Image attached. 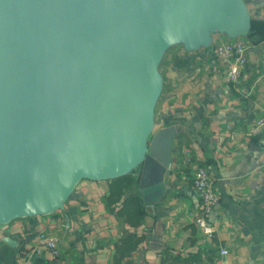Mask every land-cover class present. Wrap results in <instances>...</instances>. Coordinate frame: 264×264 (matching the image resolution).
Masks as SVG:
<instances>
[{
	"label": "water",
	"instance_id": "95a60500",
	"mask_svg": "<svg viewBox=\"0 0 264 264\" xmlns=\"http://www.w3.org/2000/svg\"><path fill=\"white\" fill-rule=\"evenodd\" d=\"M254 19L245 0H0V227L131 173L154 209L184 132L156 127L166 53L247 37Z\"/></svg>",
	"mask_w": 264,
	"mask_h": 264
},
{
	"label": "crops",
	"instance_id": "0c3cea01",
	"mask_svg": "<svg viewBox=\"0 0 264 264\" xmlns=\"http://www.w3.org/2000/svg\"><path fill=\"white\" fill-rule=\"evenodd\" d=\"M245 1L264 20V0ZM253 40L233 82L207 68L213 46L166 53L156 127L181 124L184 132L173 142L166 195L154 209L143 203L141 225L109 210V180L84 179L65 209L0 227V264H264V128L253 129L264 118V39ZM201 166L221 196L208 216L213 236L196 220L201 202L192 181ZM44 231L62 236L58 256L39 244Z\"/></svg>",
	"mask_w": 264,
	"mask_h": 264
},
{
	"label": "built area",
	"instance_id": "2783aa9c",
	"mask_svg": "<svg viewBox=\"0 0 264 264\" xmlns=\"http://www.w3.org/2000/svg\"><path fill=\"white\" fill-rule=\"evenodd\" d=\"M213 53L207 60V68L211 72H222L228 82L237 81L245 66L248 63V53L251 42L248 37L229 38L226 35L218 34L213 40ZM264 128V118L257 120L253 126L258 132ZM193 188L196 191L201 208L199 217L196 219L204 231L213 236L214 229L209 226L208 216H210L219 204L221 196L214 186V179L209 168L199 167L193 176ZM62 236L57 233L41 232L39 234V244L48 249L53 256L61 253ZM222 255L227 254V250H222ZM200 264V263H196Z\"/></svg>",
	"mask_w": 264,
	"mask_h": 264
},
{
	"label": "trees",
	"instance_id": "16d2710c",
	"mask_svg": "<svg viewBox=\"0 0 264 264\" xmlns=\"http://www.w3.org/2000/svg\"><path fill=\"white\" fill-rule=\"evenodd\" d=\"M249 39H264V20L254 19ZM253 40V42H254ZM110 181V191L107 196L108 207L112 213L123 216L135 227L142 224L145 215V208L139 191V179L137 173H131ZM135 234H130L132 238ZM133 240V239H132ZM130 241L131 250L135 249L140 241Z\"/></svg>",
	"mask_w": 264,
	"mask_h": 264
},
{
	"label": "rangeland",
	"instance_id": "374dc122",
	"mask_svg": "<svg viewBox=\"0 0 264 264\" xmlns=\"http://www.w3.org/2000/svg\"><path fill=\"white\" fill-rule=\"evenodd\" d=\"M167 57V55H165V57H164V59H163V61H162V63H161V71H162V69H163V71H164V66H163V64H164V61H165V58ZM157 125V124H156Z\"/></svg>",
	"mask_w": 264,
	"mask_h": 264
}]
</instances>
